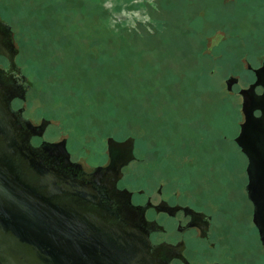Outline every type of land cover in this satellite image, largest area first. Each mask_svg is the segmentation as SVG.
<instances>
[{
	"label": "rangeland",
	"instance_id": "obj_1",
	"mask_svg": "<svg viewBox=\"0 0 264 264\" xmlns=\"http://www.w3.org/2000/svg\"><path fill=\"white\" fill-rule=\"evenodd\" d=\"M0 21L25 105L75 155L131 137L138 173L187 194L219 181L218 202L246 213L248 159L234 137L247 63L264 57V0H0Z\"/></svg>",
	"mask_w": 264,
	"mask_h": 264
},
{
	"label": "flooded vegetation",
	"instance_id": "obj_2",
	"mask_svg": "<svg viewBox=\"0 0 264 264\" xmlns=\"http://www.w3.org/2000/svg\"><path fill=\"white\" fill-rule=\"evenodd\" d=\"M17 54L10 25L0 21V84L21 145L6 158L10 187H0V264H128V228L146 240L142 264H264V225L254 220L248 174L245 213L218 202L222 192L212 187L219 181L181 192L138 173L133 162L140 158L126 156L123 145L109 148L107 139L99 157L75 155L64 135L49 134L50 118L25 105ZM257 66L247 63L253 80ZM52 203L76 213L57 245L49 239Z\"/></svg>",
	"mask_w": 264,
	"mask_h": 264
},
{
	"label": "water",
	"instance_id": "obj_3",
	"mask_svg": "<svg viewBox=\"0 0 264 264\" xmlns=\"http://www.w3.org/2000/svg\"><path fill=\"white\" fill-rule=\"evenodd\" d=\"M13 61V59H11ZM255 79L247 86L239 88L241 95V111L243 119L239 123V131L234 137L240 145L242 151L246 154L248 162L246 166L248 182L246 190L248 196L254 203V220L259 225H264V59L263 62L253 68ZM237 82L236 76L227 78V87L230 89L232 84ZM261 85L262 91L257 92L256 86ZM4 89L0 84V181L5 184L0 185L3 188H9L6 185L9 180V173L6 168L7 156L14 153L16 146L21 147L16 136L15 126L13 123L10 110L4 99ZM260 111L255 114V110ZM109 148L120 145L126 146V156H132V138L116 140L112 136L107 138ZM39 213L38 209L35 210ZM47 212V219L50 221L49 228L52 230L50 242L53 245L62 242V230L66 227L65 221L76 219L73 211L67 210V206L60 203H52ZM128 264H142L141 245L146 244L137 238V232L128 228ZM116 235L124 236V229L116 227ZM50 237V234H49ZM117 242H121L119 239ZM132 247V248H131Z\"/></svg>",
	"mask_w": 264,
	"mask_h": 264
}]
</instances>
